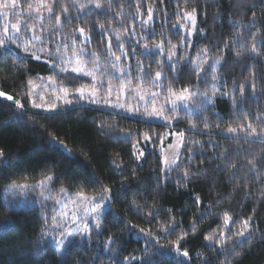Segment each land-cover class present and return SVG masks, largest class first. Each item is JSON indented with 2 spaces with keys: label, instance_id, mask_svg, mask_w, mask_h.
Here are the masks:
<instances>
[{
  "label": "trees",
  "instance_id": "1",
  "mask_svg": "<svg viewBox=\"0 0 264 264\" xmlns=\"http://www.w3.org/2000/svg\"><path fill=\"white\" fill-rule=\"evenodd\" d=\"M67 2L70 4L71 0ZM79 3L86 4L87 0H79ZM149 7L160 9L151 23L156 34L139 41L140 45L147 44L150 49L162 40H171L172 44H176L184 30L178 27L173 29L172 25L184 21L183 10L190 12L197 8L198 27L194 30L192 38L195 45L179 49L181 54L193 57L196 63L184 67L181 80L175 84V89L179 92L189 83V68L193 69L190 82L195 85L197 81L194 70L199 64L207 60H219L217 66L209 71V83L201 82L199 89H191L193 93L206 91L212 96L211 76L218 75V84L222 86L217 89L218 95L214 104L209 105L202 114L195 112L185 115L184 111H181L179 122H174L172 127L160 126L161 123L153 122L151 129L145 123L110 117L107 111L98 112L95 105L87 103V99L67 108L59 107L58 113L35 109L30 104L31 84L49 78L60 87L67 88L69 100H75L76 96L71 94L75 93L77 88L89 86L92 83L91 78H82L69 84V76H57L50 70L47 61L54 58L47 56H41L40 61L31 58L17 60L14 55L0 58V92L12 97L11 101L0 97V151H3L5 159L10 161L2 173L7 179L0 180V224L10 226L8 230H0V264H11L13 257L17 264H75L77 260L90 264L94 257L96 264H113V254L103 247L105 244H111L109 236L116 240L111 247L118 249L117 258L121 261L126 256L142 257L146 248L151 252V246L145 243L147 237L141 238L143 233H133L130 236L125 228V221L129 225H135L137 230L143 229L144 233L151 232L152 242L161 253L151 257L153 264H177V246L181 252H189V257L183 259L188 260L190 264H201L202 257L211 260L217 256L220 244H226L227 247L220 249L215 264H223L226 260L228 264H264V240L261 239L264 237V173L248 171V160L258 159L260 151L264 150V144L244 142L243 133L239 139L227 134L229 127L236 128L241 124L251 123L253 127H258L260 121L256 116L258 113H264V55L253 60L249 53L253 44L252 34L259 33V24L250 29L244 27L250 23L253 13L258 21L261 19L264 14V0H214L211 3H205L204 0H165L164 4L147 0L140 9L144 18H147ZM218 9L221 10L222 18ZM135 13L136 0H113L110 15L116 16L117 21L123 17V23H109L108 16L88 15L85 11L80 20L74 19L70 24L65 22L60 31L70 35L74 28L84 27L87 30L91 24L99 22L108 24V32L114 31L119 35L124 27L132 25ZM71 14L75 17L78 13L73 9ZM43 23L44 27L51 31L55 21L54 18L45 19ZM190 26L191 24L188 25L189 28ZM200 30L207 33L206 38H201ZM136 31L140 32L139 27ZM108 40L106 33L102 44L106 46ZM216 40H219L218 45ZM99 41L101 37L97 32L93 44L89 46L90 50L100 53L102 57L107 56V52L96 47ZM205 46H209L208 52L197 55ZM40 47L41 45L36 43L29 52L41 55ZM20 54L25 55L23 52ZM135 59L143 60L146 65L151 63L153 75L158 70L156 60L149 61L147 56H141L139 49ZM124 63L128 61L125 60ZM87 66L92 65L89 63ZM25 69L28 71H24ZM254 77L259 100L256 95L251 94V82ZM233 81L237 85L235 88ZM164 83L167 84L168 80L165 79ZM241 83H244L247 89L243 100H240L238 87ZM224 92L229 95H219ZM233 95L239 105L236 108L232 107ZM16 101L23 105L22 114V110L16 107ZM246 116L251 119L246 120ZM102 122L104 127H101ZM190 124H195V129L186 131ZM173 130L184 131L188 148L193 146V141L209 139L219 147L212 148L204 144V154H196L190 164L187 159L179 162V168L173 171L171 180L165 183L160 171V146L170 143L171 138L167 136L161 141V136ZM152 132L158 133L154 143L150 141L145 144L143 136L146 133L151 135ZM125 133L132 135L125 138ZM60 141H63L67 152L60 147ZM134 144L137 149H133ZM188 148L182 150L184 157L189 155ZM144 149L147 150L146 156L137 160L136 156ZM221 154L222 159L207 158L219 157ZM234 164L236 174L233 176ZM117 165L123 171H115ZM217 165H220L219 169ZM185 171L191 173L188 180H178L176 173L182 175ZM47 175L58 178L54 187L68 188L72 193L100 194L102 190L99 184L92 182L93 177L100 184L114 190L121 187V182L131 187L113 199L107 220L103 221L102 231L97 234L96 230H92L90 239L78 243L64 255L55 253L50 239L41 240L39 234L42 220L39 205L10 207L1 197L3 188L9 183L35 182ZM157 175L161 176L159 182L156 180ZM157 183L160 184L159 188ZM150 212L156 214L150 216ZM225 213L228 218L227 225L224 223ZM117 214L119 222H109ZM249 217L251 234L246 233L245 237H238L235 234L243 228L242 221ZM149 219L151 223L148 222ZM173 221L178 222L176 228L170 234L164 235V230ZM221 232L225 233V236H221ZM205 236H213V240L219 243L208 247L210 242L204 239ZM169 247L173 250L169 251ZM235 253L240 255L235 256Z\"/></svg>",
  "mask_w": 264,
  "mask_h": 264
},
{
  "label": "snow or ice",
  "instance_id": "2",
  "mask_svg": "<svg viewBox=\"0 0 264 264\" xmlns=\"http://www.w3.org/2000/svg\"><path fill=\"white\" fill-rule=\"evenodd\" d=\"M147 0H136V13L133 16V22L130 27H124L121 34L117 35L115 32H108V24L95 23L91 24L86 30L84 27L74 28L72 33L63 34L60 28L65 22L72 23V21L80 20L81 14L85 11L88 15H105L108 16L109 23L117 22L123 23V17L117 21L116 16L110 15L111 9L113 8V0H87V3H79V0H71L69 4L67 0H0V58L6 55H14L17 60L34 59L36 61L41 60V56H47L51 59L47 61L50 70L55 75L69 76L67 83L79 80L82 78L90 77L92 81V87L86 89L84 87L77 88L75 93V100L65 99L63 106L65 108L85 101L87 97V103L95 105V110L101 113L108 112L110 117H117L121 120H135L136 123H145L149 125L155 120H160V126L172 127L174 122L178 123L180 120L179 113L183 110L185 115H191L193 111L197 114H202L208 109L209 105L214 104V99L218 95L217 89L222 85L218 84L220 77L218 75L211 76V82L213 85V95L209 96L207 92H195L191 89L196 87L199 89L200 83H209V71L214 69L219 60H207L200 63L198 68L195 69V79L197 83L193 85L190 81L192 80L193 69L189 68V74L187 79L189 83L183 86L179 92L175 89V84L181 80V72L186 65L196 63L193 57L189 54H181L179 49L183 46L192 47L195 45L193 38L194 30L197 29V8H193L190 12L186 9L183 10L184 24H179L180 28L184 29V34L180 37V40L176 44H172L171 40L165 42L162 40L160 44L154 45L151 49L147 44L140 45L141 39H146L147 36H154L155 30L151 27V23L155 19V14L160 9L156 7H149L147 9V18H144V14L140 11ZM159 4H164L165 0H156ZM205 3L214 2V0H204ZM25 4L27 10H25ZM122 7V5H121ZM131 8V5H129ZM77 11L75 17L72 16V10ZM222 18L221 10H217ZM165 18L167 13L164 14ZM179 16L180 13L178 12ZM207 15V9H205V16ZM54 18L55 24L52 26L51 31L44 27L45 19L52 20ZM215 19V18H214ZM14 21V22H13ZM177 24H173L172 28H177ZM191 24V28L188 25ZM259 24V33H253V44L249 49L250 56L253 60L264 55V14L258 21L255 13H253L252 19L249 24L244 25L246 29L255 27ZM139 27L140 32L136 31ZM38 30V33H37ZM99 32L101 41L97 42L96 47L101 48L102 51L107 52V56H101L100 53L90 50V45L93 44L95 37ZM109 36V40L106 46L102 44L105 34ZM143 33V35H141ZM175 34V33H174ZM163 36L164 34L161 33ZM201 38H206L207 33L204 30L199 31ZM258 37V38H257ZM36 43L41 45V55H35L29 52V49L34 47ZM215 43L218 45L219 40ZM212 41H209V45ZM170 45V47H169ZM227 47V45H225ZM115 49V51H114ZM140 50L141 56H147L149 61L155 59L156 67L158 70L155 71L154 75L152 72L151 63L145 64L143 60H136L137 50ZM209 50V46H205L200 49L197 55L204 53L206 54ZM23 52L25 55H21ZM117 52L119 55H117ZM158 58V59H157ZM127 60L128 63H124ZM59 61V63H57ZM134 61V63H133ZM91 63V70H86L87 65ZM74 64V67H67L66 65ZM24 71H28L25 69ZM74 74V75H70ZM165 79L168 83L165 84ZM29 83L31 81L29 80ZM145 83H148L152 87V91L145 89ZM252 83V95H256L259 100L257 89L255 86V77ZM234 88L237 87L236 82L233 81ZM240 90V100L245 98L247 89L244 83L238 85ZM65 96L70 95L67 92V88L61 89ZM264 91V87H262ZM78 94V95H77ZM115 94V95H114ZM219 95L228 96L229 93L224 92ZM4 96V93L0 92V97ZM9 101L12 100L11 96H8ZM59 100V97H57ZM133 101H135L133 103ZM238 102L233 95L232 107H238ZM16 107L21 109L23 112V105L20 101H16ZM33 108L41 109L42 105L34 104ZM50 110L59 112L60 108L57 104H52ZM246 120L251 119L250 116L245 117ZM256 119L260 121L258 127H253L251 123L241 124L239 127H229L227 134L233 135L239 139L241 134H244V142L256 143L259 142L264 144V113H258ZM101 127H104L103 122ZM195 124H190L186 131H193ZM203 135V131L201 132ZM132 133H125V138H128ZM138 135V133H137ZM158 135L156 132H152L151 135L145 134L143 140L145 144L150 141L154 143L155 136ZM167 135H175L179 141L174 147L177 149L175 158L169 160L166 156L162 157V163L164 167L161 168V174L163 175L164 182H168L172 178V173L175 169L179 168V162L187 159L189 164L196 154L203 155V145L208 144L212 148L219 147L211 139L207 141H193V146L188 148L187 137L184 131L177 133H169L161 136L163 141ZM53 140L55 138H52ZM59 145L65 152L68 150L64 147L63 141L59 142ZM173 147V146H170ZM183 148H188L189 155L184 157L182 155ZM133 149H137V145H133ZM147 150H141L139 156L136 159L139 160L141 157L146 156ZM239 155V151H237ZM223 154L219 157H207L210 159H222ZM10 161L5 159V154L0 151V180H6L7 176L2 175L3 169L8 167ZM250 168L249 172L264 173V150L259 153L258 159L248 160ZM142 167V165H140ZM220 165H217V169ZM236 165H233L232 175L235 172ZM115 171H123L119 165L114 169ZM190 172L185 171L182 175L177 172L176 177L178 180L187 181ZM259 178V175H257ZM49 181L52 183V187L48 189V194L39 192L36 195L35 203L39 205L41 209L40 218L42 220L40 237L41 240L50 239L54 246V251L57 254H67V251L76 246L78 241L75 237H84L85 239L91 238L92 230H96L97 234L102 231L104 227V220H107V213L111 211V203L119 193L126 191L130 185L121 182V187L113 189L100 184L98 180L93 177V183L99 184L102 192L94 197H87L79 192L75 193V199H71L73 193L68 188H61L60 198L53 200V204L59 206V213L49 217L48 209L50 207L48 201L52 200V192L55 190L54 185L58 178L49 177ZM156 180L159 182L161 176L157 175ZM179 186V185H178ZM21 188L26 186L21 185ZM39 185H34L32 191L35 192ZM160 184L157 183V188ZM8 190L13 191L15 195L14 186L8 185ZM41 197L43 199H41ZM199 203V198H197ZM72 204L71 209L68 205ZM54 212L56 208L52 209ZM107 210V211H106ZM155 212H150V216H154ZM224 223L228 224L227 213H225ZM118 214L113 216L112 223L119 222ZM251 217L242 221L243 228L235 235L238 237H245L246 233L251 234L249 228ZM151 223V220L148 221ZM235 222V221H233ZM125 228L128 229V234L131 236L133 233L140 235L143 233L141 238L145 239L146 245L151 246L152 251L149 252L146 248L142 257L126 256L123 261L119 260L118 249L112 248L111 244H115L116 240L113 236H109L108 240L111 244H105L103 247L107 252L113 254L111 257L113 264H153L151 257L153 255L161 254L160 250L153 244V237L151 232L144 233L143 229H136L135 225H129L127 221ZM83 224L84 227H80ZM178 222L173 221L164 230V235L170 234L177 226ZM67 225V227H66ZM8 224H0V230H8ZM194 227V225H193ZM88 232H85V229ZM185 236L187 233L184 234ZM221 236H225V233L221 232ZM181 240L183 237L180 238ZM204 239L209 241L207 245L211 247L213 244H218V241L213 240V236H205ZM264 240V237H261ZM158 243V241H157ZM58 245V247H57ZM227 247L226 244H220L217 249V256H214L211 260L207 257L201 258V264H215V260L220 254V249ZM173 249L169 247V251ZM175 254L177 256V264H190V262L183 258L189 257V252L184 250L181 252L180 247H175ZM235 256H239L240 253H235ZM11 264H17L16 259L13 257ZM75 264H83V260L75 261ZM90 264H96V258H92ZM223 264H228V261H224Z\"/></svg>",
  "mask_w": 264,
  "mask_h": 264
},
{
  "label": "rangeland",
  "instance_id": "3",
  "mask_svg": "<svg viewBox=\"0 0 264 264\" xmlns=\"http://www.w3.org/2000/svg\"><path fill=\"white\" fill-rule=\"evenodd\" d=\"M14 22V21H13ZM185 21L180 22V24H184ZM177 27L180 29L179 24L177 25ZM191 28V26H190ZM182 30H184L183 28H181ZM67 67L71 68L74 67V64H69L66 65ZM92 66H87L86 70H91ZM92 87V83L89 86H86L84 88L86 89H90ZM61 89H63L62 87H60V85L55 82L50 80L49 78H43L39 81L36 82V84H31L30 86V104L31 106L34 104H39L42 105V110H50V106L52 104H57L58 107H63V102L65 99L69 100V96H65L64 93L61 91ZM145 89L147 91H152V87L150 84L145 83ZM195 93V92H194ZM115 95V94H114ZM3 98L7 99V96H2ZM57 97H59V100L57 99ZM85 99H87V97H85ZM135 101H133L134 103ZM183 111V110H182ZM193 113H195V111H193ZM154 122H158L161 123L160 120H155ZM178 131L173 130L172 132L169 133H177ZM166 133V134H169ZM168 137L171 138L170 143H166V144H162V146H160V152H161V156L162 157H167L169 160H172L175 158L176 155V151L177 149L174 147V145H176L177 143H179L177 137L175 135H167ZM166 136V137H167ZM173 146V147H170ZM161 157V159H162ZM164 167V164L162 163V168ZM49 177H52L50 175H47V177L43 178V179H39V180H35V182H28V181H24V182H12L9 183L12 186H14V191H15V195H13V191L8 190V185L5 186L1 192V197H2V201H4V203L7 206L13 207V206H25V205H38L35 203V199H36V195L39 192H44L45 195L48 194V189L52 187V183L51 181H49ZM24 185L26 187L21 188L20 186ZM34 185H39V187L36 188V191L33 192L31 189ZM54 191L52 192V200L48 201L50 207L48 209V215L49 217H51L52 215H57L59 213V206H56L53 204V200L55 199H59L60 198V192L59 189H57L56 187H54ZM84 196L87 197H94L97 194L94 195H87L85 193H80ZM41 199H43L41 197ZM71 199H75V193H73V196ZM72 204L68 205V208L71 209ZM56 208L57 211L54 212L52 209ZM67 227V225H66ZM80 227H84L83 224L80 225ZM85 232H88V229H85ZM75 240L78 241V243H82L84 242L85 238L84 237H75ZM58 247V245H57Z\"/></svg>",
  "mask_w": 264,
  "mask_h": 264
}]
</instances>
